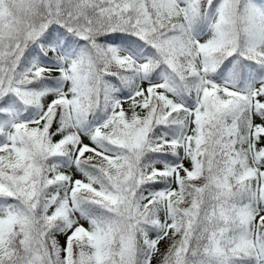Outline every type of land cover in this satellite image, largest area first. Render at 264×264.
I'll list each match as a JSON object with an SVG mask.
<instances>
[{
  "label": "snow or ice",
  "instance_id": "obj_1",
  "mask_svg": "<svg viewBox=\"0 0 264 264\" xmlns=\"http://www.w3.org/2000/svg\"><path fill=\"white\" fill-rule=\"evenodd\" d=\"M0 264H264V0H0Z\"/></svg>",
  "mask_w": 264,
  "mask_h": 264
}]
</instances>
